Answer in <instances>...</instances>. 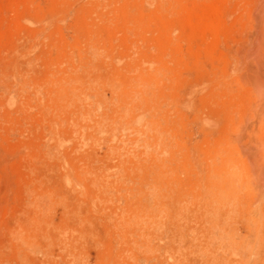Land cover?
Wrapping results in <instances>:
<instances>
[{
    "label": "rangeland",
    "instance_id": "374dc122",
    "mask_svg": "<svg viewBox=\"0 0 264 264\" xmlns=\"http://www.w3.org/2000/svg\"><path fill=\"white\" fill-rule=\"evenodd\" d=\"M263 35L264 0H0V264H264Z\"/></svg>",
    "mask_w": 264,
    "mask_h": 264
},
{
    "label": "bare ground",
    "instance_id": "6f19581e",
    "mask_svg": "<svg viewBox=\"0 0 264 264\" xmlns=\"http://www.w3.org/2000/svg\"><path fill=\"white\" fill-rule=\"evenodd\" d=\"M261 17H263V15H261ZM261 28V27H260ZM263 30V29H262ZM257 31V30H256ZM261 32V31H260ZM263 33V32H262ZM262 33H260V34H262ZM263 37H264V35H263ZM261 38V36L259 37V39ZM262 44V43H261ZM257 48V47H256ZM257 51H254L253 50V53L255 54ZM257 54H259V53H257ZM254 56V55H253ZM256 56V55H255ZM254 56V57H255ZM261 59H263V61H264V58L262 57ZM259 60V62L261 61L260 59H258ZM257 63V62H256ZM258 64V63H257ZM259 67H257L258 69L256 70L257 72H255L253 75H252V82H253V85L255 86L254 87V89L256 88V90H258V92L259 91H262L261 89L263 88L264 89V74H260V69L262 70V68L264 67V62H263V64H262V66H261V64H259L258 65ZM256 67V66H255ZM262 67V68H261ZM260 68V69H259ZM262 72V71H261ZM251 80V79H250ZM264 92V91H263ZM264 94V93H263ZM259 96H260V94H259ZM261 96H263V95H261ZM263 98V100H264V97H262ZM263 106H264V104H263ZM264 108V107H263ZM264 117V116H263ZM250 138H252V137H250ZM248 145V144H247ZM250 146V145H249ZM256 146V145H255ZM257 153V152H256ZM255 152L254 153H252V155H254V154H256ZM262 153H264V151L262 152ZM251 155V156H252ZM258 155V153L256 154V156ZM262 156H263V154H262ZM260 157V158H262V159H264L263 157ZM254 158V157H253ZM257 158V157H256ZM256 158H254V159H256ZM260 160L259 162H261V161H263V160ZM257 162V161H256ZM262 163V162H261ZM264 163H262L261 165H263ZM258 165H259V163H258ZM258 168V167H257ZM262 168V167H261ZM263 170H264V168H262ZM261 169V170H262ZM259 171H260V169H258ZM262 170V171H263ZM260 173V172H259ZM264 173V172H263ZM262 173V174H263ZM261 173H260V176L262 175ZM257 175V174H256ZM259 178V177H258ZM260 179V178H259ZM262 181H263V179H262ZM264 183V182H263ZM232 243V242H231ZM261 247V246H260ZM238 248V247H237ZM241 249V248H240ZM238 250V249H237ZM236 250V251H237ZM256 252V251H255ZM259 254H261V253H259ZM254 255V254H253ZM239 256V255H238ZM237 256V257H238ZM243 256V255H242ZM255 256H257V255H255ZM259 256H261V255H259ZM249 258V257H248ZM259 258V257H258ZM243 259H244V257H243ZM240 260H242V259H240ZM259 260V259H258ZM243 261V260H242Z\"/></svg>",
    "mask_w": 264,
    "mask_h": 264
}]
</instances>
